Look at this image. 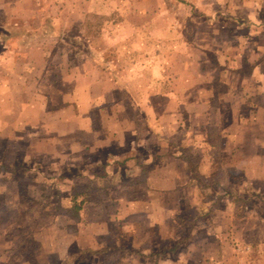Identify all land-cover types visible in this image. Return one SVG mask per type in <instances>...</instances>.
Here are the masks:
<instances>
[{
	"label": "rangeland",
	"instance_id": "374dc122",
	"mask_svg": "<svg viewBox=\"0 0 264 264\" xmlns=\"http://www.w3.org/2000/svg\"><path fill=\"white\" fill-rule=\"evenodd\" d=\"M127 1L131 5L144 1L159 16L151 30H157L161 39H154L153 46L173 51L168 65L174 70L145 72L143 77L139 72H121L118 65L134 64L138 57L132 53L142 50L133 41L113 44L106 38L120 31V21L128 15ZM241 1L0 0V69L4 71L0 74L7 76L8 66L26 64V49L35 44L48 54L63 47L59 52L64 51L66 63L84 65L87 70L99 62L102 70H93L89 79H112L117 87L108 85L112 102L96 99L98 111L91 113L97 120L90 130L104 135L112 126L121 131L120 124L126 131L165 132L159 143L168 142L172 149L164 154L189 162L192 183L203 197L201 202L198 196L189 200L183 194L147 199L146 189L135 191L132 185L126 192L119 191V181L109 183L111 170L104 161L110 153L102 145L94 156L74 153L70 147L66 157L46 160L49 140H69L63 133L71 129L46 128L50 122L44 117L41 121L38 114L15 121L0 110V264H264V185L255 182V189L241 187L242 179L234 173V184H240L235 192V186L225 184L214 166L220 160L215 156L219 150L203 154L197 148L204 132L212 144L228 143L218 130L220 122L226 125L228 115L223 114V120L215 117L220 98L247 97L257 93L255 83L264 86V2L236 8ZM146 30L150 27L145 26ZM198 46L208 49L205 60L192 54V47ZM212 49H217L216 54ZM33 57L34 64L38 57ZM24 74L16 70L14 75L20 81L18 76ZM35 75L38 80L39 74ZM151 75L158 81L152 83ZM11 83L12 92L21 95L25 90L20 82ZM41 87L46 93V85ZM103 91L106 94L97 85L94 94ZM2 99L6 103L7 97ZM196 100L204 104L191 103ZM204 109L210 115L198 120ZM63 119L71 123L69 116ZM143 140H147L145 146H154L150 139ZM137 153L141 159L147 155ZM202 154L212 162L209 176L198 172ZM91 156L97 160L94 168L86 166ZM69 159L77 164L70 166ZM166 164L165 158L159 161L153 174L170 176L172 168ZM237 194L242 198H234ZM214 208L231 211L210 215Z\"/></svg>",
	"mask_w": 264,
	"mask_h": 264
},
{
	"label": "crops",
	"instance_id": "0c3cea01",
	"mask_svg": "<svg viewBox=\"0 0 264 264\" xmlns=\"http://www.w3.org/2000/svg\"><path fill=\"white\" fill-rule=\"evenodd\" d=\"M258 1L260 0H243L241 3L238 2L235 7L237 8L238 4L241 8L263 6L260 2H264V0L259 3ZM126 4H128L126 12L128 15L125 16L126 18L122 17L119 24L120 31L109 33L106 38L110 41L114 40L113 44H115V40L133 41L136 43L135 47H142V50L132 53L138 57V60L133 61L134 64H127L126 66L118 65L119 68L122 69L121 72H139L142 73L143 77L145 72L152 74L155 71H157V73L159 71L169 72V68L174 70L173 67L168 65L169 57H172L174 53L173 51L172 53L168 52V49H164L163 47L166 46V48H168V45H161L163 48L160 50L159 48L158 50L154 49L153 46V41L161 39V37L157 36L159 33L157 30H151L153 29V25L159 22V16H154L156 13L150 10L146 5L147 3L144 1L137 2L136 5H131L130 2L128 3L127 1ZM77 6V3L76 5L72 4L71 8H76ZM118 7L122 8L119 5ZM131 13L134 15L131 16ZM253 18L255 19L256 17L254 16ZM161 20L163 21L164 17H161ZM251 20H253L252 17ZM66 21L69 24L75 23L74 20L70 19H66ZM166 21L168 20L163 22ZM145 26L150 27V30H146L144 33L143 29H145ZM164 33L167 39L170 38L168 30ZM198 38L199 40L204 39V37H200V35H198ZM124 48L125 51H127V47ZM192 48V50L195 51L192 54L202 56L203 60H205L204 55L208 52L206 47L202 48L198 46ZM60 49L62 50L63 47H60L59 50ZM59 50H55L53 53L48 54V50L43 46L40 47L36 44L33 47L29 46V48L26 49V55L29 60L26 64L22 66L15 64L11 67L8 66L5 68V72L9 74L7 76L0 74V96H2V98L4 96L7 97L6 103H4L3 99L0 97V110L3 112L6 111V113L8 112V116L11 115L15 121L21 120L22 117L27 118L31 115L38 114L41 121H44L45 118V120L50 122V125L46 124V128L51 126L53 128L65 127L71 129V131H64L63 133L67 138H70L69 140H63V138L58 141L49 140L50 144L46 146L44 151L45 159L49 161L54 160L56 162L67 156L66 153L70 147L75 151L74 153L82 151L94 156L95 152H97V148H100L102 145L103 149L110 153L105 156V161L107 163L104 161L105 168L109 171L111 170L108 172V174H110L109 183L113 180L119 181V191L123 192L124 190L126 192V189H129L130 185H132L135 191H143V189H146L147 199L152 198V196L155 197V195H165L172 199V197L176 198L183 194L189 200H191V197L194 200L196 196H198L201 202L203 199L202 193L200 188L192 183L193 179L191 177L192 173L189 162L183 157L180 158L177 156L176 159L174 156L173 158L164 154V152L172 149V145L170 146L168 142V144L159 143V138L165 136V132L126 131L124 130L125 127L122 128L120 124L118 125V129H121V131H116L112 126L108 128L110 131H104V135H102L100 131L90 130L92 125L95 124L94 120H97V115L91 113V111H98V106L95 104L96 99L103 98L106 102H112L113 99H111L109 91L112 87L116 88L117 85L112 79L108 78L106 82L104 79H98V81L91 77L89 79V75L93 70H102L100 68L101 66H98L100 64L99 62H97V66L94 64L92 68L87 70L84 65L66 63L63 58L64 51L59 52ZM211 51L216 54L217 49H212ZM130 52L129 50V55ZM33 55L38 57L34 64L31 62L35 61ZM51 56V60H48ZM148 56H150L152 60H148V58H146ZM206 64L205 62V65L202 67L203 70H206ZM254 68L257 70L256 67ZM16 70L25 72L21 77L18 76L20 81H18L16 75H14L16 74ZM0 72L2 73L4 71L0 69ZM35 73L39 74L37 76L38 80H36V77H33L36 76ZM125 76L126 74L124 77ZM151 76L152 78L150 81L153 83L156 79L153 75ZM144 78L147 77L145 76ZM11 81L20 82L21 85L25 86V90H23L21 95L12 92L13 83H11ZM80 81L83 82V85ZM157 81L158 80L154 82ZM166 82L170 86H174L170 84L167 79ZM41 84L46 85L48 88L46 93L43 92ZM97 85L101 86L102 89H106V94H104V91L99 95L94 94V89ZM108 85L111 86V88L108 87ZM255 88L257 89V93L250 94L247 97L236 95V97H232L230 101L227 99H219L221 106L215 109V117L223 120V114L228 115L226 125L221 122L220 125H218L220 138L228 143H222L221 140H218V143L215 142V144H212L208 141L206 138L207 135L204 132L201 134V142H199L197 146L203 154L215 148L219 150V155L216 154L215 156L216 158L220 157V160H217L214 166L218 168L220 178L221 180L224 178L222 181L225 182V184L235 186V192H239L238 186L240 184L241 187H251L252 189H255V182L264 185V86L262 83H255ZM107 95L109 99L105 98ZM169 101L170 100H167L166 102L168 103ZM171 102H175L173 98ZM191 103L203 105L204 100H196ZM110 109H113V107ZM171 113L172 111L170 115ZM198 115V120L203 119L205 121L207 120V116L210 115V112L204 109V111L200 112ZM63 116H69L71 119L69 125L64 123L65 119H63ZM114 117L115 116H113V118L109 117L111 124H108L110 126L114 125ZM203 126L205 125L203 124ZM7 128L8 130L14 129V127L11 128L10 125H7ZM143 134L145 137H142ZM128 137L131 138L129 143L127 141ZM146 138L150 139V142H154V146H145L146 144H143V142L146 143L147 140L144 141L143 139ZM85 140H87L88 143L83 146ZM187 145L190 146V143ZM86 147H89V149H86ZM137 151L144 154L147 153L146 157L141 159V156L136 155L138 154ZM203 154L202 156L204 157L198 172L201 176L205 174L209 176V168L212 162H210L209 156ZM92 156L90 160H87L86 166L94 168V166H97V160ZM164 158L167 163L166 166L172 168L170 176L158 177L153 174L154 168L159 169L160 166H157V164L159 161L162 162ZM76 160H78V158H76ZM69 162L70 166L77 164L75 159H69ZM234 173L239 174L242 179L238 185L234 184L232 178L233 175H235ZM140 174H144L143 179L138 178ZM179 189H181V191H179ZM240 195L237 194L234 198H242ZM224 199L226 198L224 197ZM211 211L210 215L218 216L222 215L224 211L230 212L231 209L214 208ZM199 212L202 214V211ZM124 213L127 214L126 211ZM55 247L59 246L56 244Z\"/></svg>",
	"mask_w": 264,
	"mask_h": 264
}]
</instances>
